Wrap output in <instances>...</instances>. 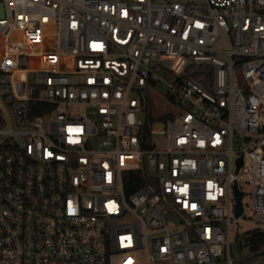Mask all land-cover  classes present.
<instances>
[{
	"label": "built area",
	"instance_id": "1",
	"mask_svg": "<svg viewBox=\"0 0 264 264\" xmlns=\"http://www.w3.org/2000/svg\"><path fill=\"white\" fill-rule=\"evenodd\" d=\"M251 231L264 0H0V264H264Z\"/></svg>",
	"mask_w": 264,
	"mask_h": 264
},
{
	"label": "rangeland",
	"instance_id": "2",
	"mask_svg": "<svg viewBox=\"0 0 264 264\" xmlns=\"http://www.w3.org/2000/svg\"><path fill=\"white\" fill-rule=\"evenodd\" d=\"M151 111L155 117H162L168 113L177 112V108L165 98L163 95L155 92H151ZM249 229L245 224H241L240 227L233 225L232 228V238H231V254L234 259H241L249 255V249L245 244V237L241 234L238 237L235 233H244Z\"/></svg>",
	"mask_w": 264,
	"mask_h": 264
},
{
	"label": "trees",
	"instance_id": "3",
	"mask_svg": "<svg viewBox=\"0 0 264 264\" xmlns=\"http://www.w3.org/2000/svg\"><path fill=\"white\" fill-rule=\"evenodd\" d=\"M191 70V66L188 67V71ZM247 245L251 249H257L264 245V234L258 232V231H251L246 236Z\"/></svg>",
	"mask_w": 264,
	"mask_h": 264
},
{
	"label": "water",
	"instance_id": "4",
	"mask_svg": "<svg viewBox=\"0 0 264 264\" xmlns=\"http://www.w3.org/2000/svg\"><path fill=\"white\" fill-rule=\"evenodd\" d=\"M196 72H199V71H196ZM234 191H235L236 201H237V205H236V216H238V215L241 214L242 209H241V206L239 205L241 196H240V193L236 189V185H234Z\"/></svg>",
	"mask_w": 264,
	"mask_h": 264
}]
</instances>
